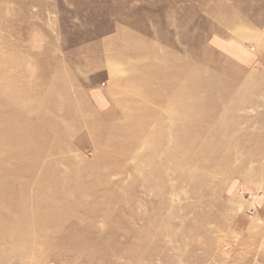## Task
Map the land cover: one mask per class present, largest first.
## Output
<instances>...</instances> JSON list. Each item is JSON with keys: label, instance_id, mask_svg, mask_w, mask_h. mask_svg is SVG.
Wrapping results in <instances>:
<instances>
[{"label": "rangeland", "instance_id": "1", "mask_svg": "<svg viewBox=\"0 0 264 264\" xmlns=\"http://www.w3.org/2000/svg\"><path fill=\"white\" fill-rule=\"evenodd\" d=\"M0 264H264V0H0Z\"/></svg>", "mask_w": 264, "mask_h": 264}, {"label": "bare ground", "instance_id": "2", "mask_svg": "<svg viewBox=\"0 0 264 264\" xmlns=\"http://www.w3.org/2000/svg\"><path fill=\"white\" fill-rule=\"evenodd\" d=\"M16 25H19V24H16V23L13 24L12 23V25H10L11 26L10 29L11 30L18 29L19 26H16ZM242 25H244V23H240L238 25H237V23H235L234 24V27H231V28L234 29V28L240 27ZM15 26H16V28H15ZM237 37H239L240 39H242L244 41H248L250 39L251 35L250 36L249 35H242V36L237 35ZM142 54H143V52H142ZM34 56H39V52L36 53V54H34ZM165 74H166V72H163V70H161V72L157 71L154 74H151L152 76H150V78H152V80L154 82L158 83L160 80H162V78H165L164 77ZM30 76H33L34 77L35 74L33 72H31L30 73ZM242 102H243L242 104L244 105V107L251 106L252 105V102H254V98L253 97L252 98H248V99H245ZM173 122H175V121H173ZM172 124L174 125L175 123H172ZM188 139H189V136H184V135H181V136L176 137L175 138V141H177L178 143L176 144L175 149H178L179 147H181L182 151H184V153L187 154V152H188L187 150L189 149V145L187 143ZM218 139L219 138H216V137L215 138H208V140H206V142H204V146L203 147H205V149H203V150L201 149V151L197 152L196 153V156L194 158H196L197 156H199V157L201 156L203 158L206 157L208 164L210 162H213V161L217 160V155H218V151L220 153V150H219L220 148L217 149L216 146H217V144H219V146L222 147L225 144V143H220L218 141ZM209 145H210V147H209ZM212 145H213V147H212ZM214 148H216L218 151L217 150H214ZM188 156L189 155H187V157ZM187 157L185 155V158H187ZM193 160L194 159L191 160V163H192Z\"/></svg>", "mask_w": 264, "mask_h": 264}]
</instances>
